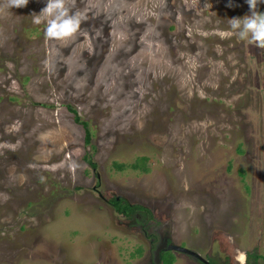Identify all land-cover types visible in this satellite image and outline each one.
I'll list each match as a JSON object with an SVG mask.
<instances>
[{
    "label": "rangeland",
    "instance_id": "obj_1",
    "mask_svg": "<svg viewBox=\"0 0 264 264\" xmlns=\"http://www.w3.org/2000/svg\"><path fill=\"white\" fill-rule=\"evenodd\" d=\"M46 3L0 13V264H141L144 233L99 195L203 258L218 241L264 264V49L225 35L246 0H75L69 41L33 23Z\"/></svg>",
    "mask_w": 264,
    "mask_h": 264
},
{
    "label": "clouds",
    "instance_id": "obj_2",
    "mask_svg": "<svg viewBox=\"0 0 264 264\" xmlns=\"http://www.w3.org/2000/svg\"><path fill=\"white\" fill-rule=\"evenodd\" d=\"M29 0H5L0 4V13L7 14L12 8H23ZM250 15L242 18L229 20L227 36H236L241 41H247L259 49H264V13L257 10L258 4L264 0H246ZM75 0H47L46 6L39 14H32L33 23L46 24L45 35L53 41H69L76 37L81 29V24L86 18L80 12H73L71 6ZM78 165L72 164L75 169ZM237 264H246L247 253L238 251L236 256Z\"/></svg>",
    "mask_w": 264,
    "mask_h": 264
},
{
    "label": "flooded vegetation",
    "instance_id": "obj_3",
    "mask_svg": "<svg viewBox=\"0 0 264 264\" xmlns=\"http://www.w3.org/2000/svg\"><path fill=\"white\" fill-rule=\"evenodd\" d=\"M247 188V187H245ZM100 198L103 199L108 205L111 206V201L104 199L101 195ZM116 202H122L124 205L133 207L140 206L144 211H135L133 213L127 214L125 210L124 212L119 214L126 222H130L129 224L132 229H139L142 231L149 242V247L147 249V259L143 261L141 264H163V257L166 254L167 247L169 244L173 243L172 239V222L171 220H167L164 224H159L157 226H153L158 221L155 217L154 212L151 208L140 205V204H131L130 201L125 199L124 197H114ZM153 229L154 234H149L148 232ZM174 253V252H173ZM234 254V253H233ZM248 254V253H247ZM199 255V254H198ZM236 253L232 256L228 247H224L220 245L217 241L216 244H213L209 254L206 258H203L207 264H237ZM187 256V255H186ZM189 257V256H188ZM196 264H204L195 260L191 257ZM247 264V261H246Z\"/></svg>",
    "mask_w": 264,
    "mask_h": 264
},
{
    "label": "trees",
    "instance_id": "obj_4",
    "mask_svg": "<svg viewBox=\"0 0 264 264\" xmlns=\"http://www.w3.org/2000/svg\"><path fill=\"white\" fill-rule=\"evenodd\" d=\"M67 109L73 115L74 122L83 128V130H84V142L86 145L90 146L91 140H92V133L90 131L89 124L85 121H82L77 116V113L73 108L67 107ZM84 159L90 168L95 169V164L91 161L89 156H86ZM148 160H149L148 158L142 157V158H137L135 160V162L132 164L113 163L112 165H113V168L118 172H123L126 170H132V171H139L140 173L146 174L149 172V167L147 166ZM239 176H240V178L243 179L244 178V172L240 171ZM111 206L118 215L123 213L124 212L123 210H125L127 212V214L133 213V212L138 211V210L144 211L145 213H147L146 210H144L140 206L129 207V206L124 205L120 201L116 202L114 199L111 200ZM138 254H139L138 257H141V255L143 254V250L141 249L138 252ZM259 258H261V257H259L255 252L248 253L247 254V264H249L248 263L249 260L253 261L252 264H256V262ZM162 259H163L162 260L163 264H174L175 263L174 254L170 255V257H167L165 254Z\"/></svg>",
    "mask_w": 264,
    "mask_h": 264
},
{
    "label": "water",
    "instance_id": "obj_5",
    "mask_svg": "<svg viewBox=\"0 0 264 264\" xmlns=\"http://www.w3.org/2000/svg\"><path fill=\"white\" fill-rule=\"evenodd\" d=\"M165 251L187 255V256L195 259V260H198L199 262L207 264V262L200 255L195 253L194 251H191V250L186 249V248L179 247V246H177V245H175L173 243L169 244V246L167 247V249Z\"/></svg>",
    "mask_w": 264,
    "mask_h": 264
}]
</instances>
